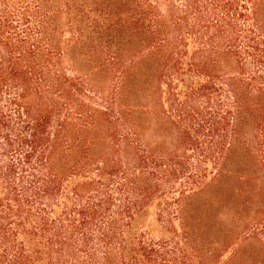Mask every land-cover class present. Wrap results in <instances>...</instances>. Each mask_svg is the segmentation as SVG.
<instances>
[{
    "label": "trees",
    "instance_id": "1",
    "mask_svg": "<svg viewBox=\"0 0 264 264\" xmlns=\"http://www.w3.org/2000/svg\"><path fill=\"white\" fill-rule=\"evenodd\" d=\"M257 137L264 0H0V264H233Z\"/></svg>",
    "mask_w": 264,
    "mask_h": 264
},
{
    "label": "rangeland",
    "instance_id": "2",
    "mask_svg": "<svg viewBox=\"0 0 264 264\" xmlns=\"http://www.w3.org/2000/svg\"><path fill=\"white\" fill-rule=\"evenodd\" d=\"M258 134V133H257ZM264 155V143L261 146L260 139L257 137L252 143V152L246 153L245 165L251 172V179L248 186L242 184L240 179L234 181L235 194L231 201H235L240 207L246 210L250 224L252 225L249 233L251 238L241 241L240 252L236 262L233 264H264V189L261 188L262 177L264 178V170L258 158V154ZM201 201L200 199H196ZM205 202V200H203ZM150 217L143 219L144 225L148 224L159 227L155 221V213L151 211ZM224 218L223 214H219ZM245 217V216H244ZM162 235L159 231H154L153 236ZM247 235V233H245ZM235 247V246H234ZM228 248L220 251L217 254L219 262H229L232 257L231 251L234 249ZM214 261V260H213Z\"/></svg>",
    "mask_w": 264,
    "mask_h": 264
}]
</instances>
